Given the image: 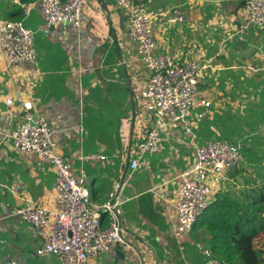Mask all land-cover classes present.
Here are the masks:
<instances>
[{"label":"crops","instance_id":"obj_1","mask_svg":"<svg viewBox=\"0 0 264 264\" xmlns=\"http://www.w3.org/2000/svg\"><path fill=\"white\" fill-rule=\"evenodd\" d=\"M144 1L159 13L184 12L181 23L154 18L155 51L204 65L200 95L212 104L194 108L191 131L168 125L161 132L162 147L144 154L131 172L138 143L155 127V104L143 96L146 68L121 8L113 0H90L80 28L47 29L38 0H0V19H19L32 29L37 54L35 63L9 66L0 55V264H62L56 255L38 254L42 239L16 214L30 203L62 207L54 165L13 148L11 133L26 111L24 102L35 116L50 120L57 149L85 176L93 203L101 207L113 199L123 221L126 244L91 256L87 264H222L201 217L190 234L177 233V192L182 175H194L197 147L220 138L241 141L244 159L224 176L211 177V204L225 197L247 204L259 195L264 26H246L244 0ZM7 98L20 114H10ZM96 153L110 162L82 158ZM101 211L103 224H109L112 212Z\"/></svg>","mask_w":264,"mask_h":264},{"label":"built area","instance_id":"obj_2","mask_svg":"<svg viewBox=\"0 0 264 264\" xmlns=\"http://www.w3.org/2000/svg\"><path fill=\"white\" fill-rule=\"evenodd\" d=\"M90 0H38L44 27L51 29L68 24L74 29L82 26L83 13ZM128 20V36L139 47V55L146 68V87L143 96L155 104V127L138 143L136 156L130 163L131 172L139 166L144 154L157 152L162 147L161 132L170 124H181L191 131L189 119L194 108H209L211 101L200 95V76L204 65L197 60L180 63L176 55L156 52V38L152 21L163 15L171 24L185 20L184 12L174 8L169 12H156L144 0H113ZM246 26H264V0H244ZM0 55L6 64L35 63L34 32L19 19H0ZM11 113L20 114L14 99L7 98ZM21 121L11 133L12 145L19 153L54 165L57 181L55 193L62 207L49 208L37 203L16 210V214L33 227L42 239L38 254H53L62 264H87L91 256L109 252L114 245L126 244L127 232L113 212L110 202L96 206L84 175L76 174L62 153L57 149L50 120L35 116L27 102ZM244 144L223 139L209 140L196 149L194 175H182L177 192V233L190 234L196 222L211 205L213 189L211 177L225 175L243 161ZM82 157V156H81ZM86 160L102 159L104 154L82 157ZM171 191L166 193L169 194ZM112 212L109 224L104 225L101 209ZM2 264H18L5 261Z\"/></svg>","mask_w":264,"mask_h":264},{"label":"trees","instance_id":"obj_3","mask_svg":"<svg viewBox=\"0 0 264 264\" xmlns=\"http://www.w3.org/2000/svg\"><path fill=\"white\" fill-rule=\"evenodd\" d=\"M258 193L247 204L225 197L202 214L211 251L222 264H264V250L257 246L264 234V185Z\"/></svg>","mask_w":264,"mask_h":264},{"label":"water","instance_id":"obj_4","mask_svg":"<svg viewBox=\"0 0 264 264\" xmlns=\"http://www.w3.org/2000/svg\"><path fill=\"white\" fill-rule=\"evenodd\" d=\"M110 204H111V205L114 204V200H113V199L110 201ZM113 212H114V213L116 214V216L119 218V221H120V223H121V225H122L123 221H122L120 215L118 214V209H117L116 207H113ZM121 256H122V257H125V252H123V253L121 252Z\"/></svg>","mask_w":264,"mask_h":264},{"label":"rangeland","instance_id":"obj_5","mask_svg":"<svg viewBox=\"0 0 264 264\" xmlns=\"http://www.w3.org/2000/svg\"><path fill=\"white\" fill-rule=\"evenodd\" d=\"M142 60V59H141ZM7 100V99H6ZM257 246L264 250V234L257 238Z\"/></svg>","mask_w":264,"mask_h":264}]
</instances>
